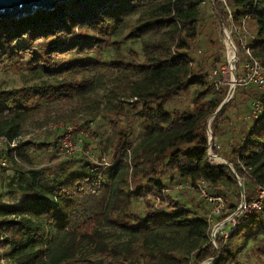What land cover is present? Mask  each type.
Instances as JSON below:
<instances>
[{
    "label": "trees",
    "instance_id": "16d2710c",
    "mask_svg": "<svg viewBox=\"0 0 264 264\" xmlns=\"http://www.w3.org/2000/svg\"><path fill=\"white\" fill-rule=\"evenodd\" d=\"M225 1L233 20L245 14L252 22L251 51L264 64V0ZM203 2L63 0L0 17V62L23 74L20 85L0 84V134L19 135L41 101L80 100L82 114L98 115L94 126L89 117L79 125L97 144V160L66 155L64 173L48 174L38 156L59 157L58 134L0 149L1 172L11 169L4 189L20 194L18 202H0L5 264H199L207 257H214L208 264H242L248 241L264 236L263 204L226 236L215 233L214 245L207 206L193 193L202 178L222 196L226 211L215 221L240 200L234 174L208 148L232 165L245 200L256 185L264 188V108L243 119L224 146L216 141L227 107L248 110L261 92L253 83L235 86L216 110L226 85L214 88L206 72L222 61V10L208 12ZM121 40L130 43L125 51ZM134 119L142 134L131 143Z\"/></svg>",
    "mask_w": 264,
    "mask_h": 264
},
{
    "label": "built area",
    "instance_id": "2783aa9c",
    "mask_svg": "<svg viewBox=\"0 0 264 264\" xmlns=\"http://www.w3.org/2000/svg\"><path fill=\"white\" fill-rule=\"evenodd\" d=\"M213 1L218 3V7L211 5ZM208 2L213 14L219 12L218 8H221L222 10L220 26L224 48V59L217 67L207 71L206 77L211 80L214 88H218L223 84L227 85L224 97H229L236 85L245 86L250 83L255 84L261 92V95L255 96L249 101L248 110L244 112L242 119L246 120L249 118H255L264 108V64L261 63L251 51V44L254 41L255 34L253 31L248 30L245 24L247 19L245 14L240 15L237 20H233L231 8L225 0H208ZM240 55L242 57L241 61L239 57ZM227 74L229 78H226ZM47 127L53 129L54 125L49 124ZM62 129L63 131L58 138L59 152L62 154H70L79 150L81 147L79 143L80 141L70 137V127L64 125ZM206 129L208 130L207 122ZM21 139L22 136L20 134L11 139L7 138L4 134H0V149L5 150L8 147H12ZM85 154L89 155L88 152H85ZM103 163H106V161L103 160ZM5 164L6 158L1 154L0 165ZM180 185L181 183L177 184V186ZM194 187L197 190L198 195L208 204L206 217L209 223L213 217L226 211L222 196L217 193L209 192L206 188V182L204 179H197ZM254 191L255 195L251 199L245 200L243 196H241L237 206L232 211L221 219L215 221V224L209 232L210 240L214 245L213 237L215 233L221 236H226L229 231L235 228L239 223L246 221L252 211L262 207L264 204V188L260 185H256ZM225 225H227V227H225ZM212 260H214V257H207L199 264H208ZM0 264H5L3 248L1 245ZM185 264H191V262L187 260Z\"/></svg>",
    "mask_w": 264,
    "mask_h": 264
},
{
    "label": "rangeland",
    "instance_id": "374dc122",
    "mask_svg": "<svg viewBox=\"0 0 264 264\" xmlns=\"http://www.w3.org/2000/svg\"><path fill=\"white\" fill-rule=\"evenodd\" d=\"M203 5L206 11L211 12L210 4L208 0H204ZM220 19H222L221 16L220 18L217 19V33H218V40L221 44L220 61L221 60L223 61L224 48L222 44ZM245 24L248 30L252 31L254 29V26L251 21H246ZM122 40L120 42L119 49L121 51H125L127 47L130 45V43L128 40L124 42H122ZM102 54L108 57L114 53L110 49L107 50L105 49L102 51ZM239 57L241 61L242 59L241 55ZM222 61L220 63H222ZM226 78H229L228 74L226 75ZM22 79H23V74L16 67L8 65L4 61L0 62V84L7 87L17 86L22 83ZM83 105L84 102L80 100H70L65 102L41 101L40 106L33 112V116L23 123V130L20 133L22 139L28 137L47 139L51 135H55V134L60 135L61 132L63 131L62 127L64 125H68L70 127V137L73 139H78L81 145L79 149L80 151L76 150L70 154H75V152H81V154L85 155V152H88L89 155H86V157L91 158L93 160H97L96 159V156L98 154L96 147L97 144L93 139L88 138V135L84 132L82 127H79V125L89 117L80 112V110H82L81 107ZM241 105L242 104H239L237 107L232 106L233 108L227 107L225 114H228V117L226 120H224L223 125L221 124V126L225 129V133H220L219 136L216 137V141L219 144V148L224 146L225 138L227 137V135L233 134L237 129L239 123L243 121L242 116L246 110L239 112L238 111L239 108L242 109ZM235 108L236 110L233 111L232 109ZM97 116L98 115L93 117L94 119H92L91 117L88 118V124H89L88 126L91 127L95 125V123L98 121ZM49 124L54 125L53 129L47 127ZM129 127H130V135H129L130 141L131 143H135L142 134V130L138 125L137 119L132 120ZM210 130H208V138L210 137V134H212L210 133ZM84 139L88 141V143L86 146L83 147L82 144ZM207 152L211 155L210 158L215 163L220 162L219 160L215 159L212 156L213 153L210 152V149ZM70 154L59 153V157L57 159L49 160V161L45 160L44 156H42L41 154H39L38 156L39 159L42 161L41 163L48 166V174L51 173L54 174L59 171L60 173L65 172L64 170L67 169L65 167L66 165L65 163L67 162L66 155H70ZM38 156L36 157V159L38 158ZM101 156H103L104 160L105 159L107 160V157L105 155H101ZM77 162L79 161H76V163ZM7 173L8 171L1 172L0 170V202H18L20 198V194L18 193L9 194L4 189ZM179 188L180 187H176V185H174L171 187V191L175 192L176 189ZM195 191L194 192L192 191L195 194V196L200 197L198 195L197 190ZM200 198L202 199V197ZM204 203L206 204L208 210L207 202L204 201ZM214 224H215V220L213 217L212 220L210 221L209 232L211 231L210 229L213 227ZM225 227H227V225H225ZM239 259L242 261V264H264V236L258 235L254 240H249L246 246L239 253Z\"/></svg>",
    "mask_w": 264,
    "mask_h": 264
},
{
    "label": "water",
    "instance_id": "95a60500",
    "mask_svg": "<svg viewBox=\"0 0 264 264\" xmlns=\"http://www.w3.org/2000/svg\"><path fill=\"white\" fill-rule=\"evenodd\" d=\"M59 1H63V0H0V17H4V18L18 17V16H22L25 14H30L36 9L49 10L53 8L54 5ZM227 99L228 97H224L219 103L216 110L220 109L225 104ZM207 125H208V130H210L209 118L207 119ZM208 130H207V134H208ZM210 133H211V130H210ZM211 136L212 134H210V137L208 138V143L211 140ZM213 154H217V153H213ZM207 155L209 158L211 157V155L208 152H207ZM220 156L222 157V161H220L219 163H224L230 168L231 172L234 174L238 182L240 194L242 196V192H243L242 185L240 183L238 176L234 172L232 165L222 155Z\"/></svg>",
    "mask_w": 264,
    "mask_h": 264
},
{
    "label": "crops",
    "instance_id": "0c3cea01",
    "mask_svg": "<svg viewBox=\"0 0 264 264\" xmlns=\"http://www.w3.org/2000/svg\"><path fill=\"white\" fill-rule=\"evenodd\" d=\"M5 171H8V173L6 174V175H8V174H10L11 173V169H6Z\"/></svg>",
    "mask_w": 264,
    "mask_h": 264
}]
</instances>
